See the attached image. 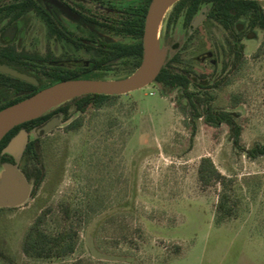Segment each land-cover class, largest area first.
<instances>
[{"label": "rangeland", "instance_id": "1", "mask_svg": "<svg viewBox=\"0 0 264 264\" xmlns=\"http://www.w3.org/2000/svg\"><path fill=\"white\" fill-rule=\"evenodd\" d=\"M260 42V34L243 41L241 69L208 92L212 109L237 115L244 149L264 143V44L254 54ZM176 102L149 85L87 109L78 130H64L65 123L45 136L42 183L24 205L0 210V264H264V156L246 158L224 124L213 136ZM201 157L231 181L234 214L218 225L220 187L198 184ZM61 206L78 229L75 252L63 260L24 256L28 228L48 211L45 229L56 232Z\"/></svg>", "mask_w": 264, "mask_h": 264}, {"label": "flooded vegetation", "instance_id": "2", "mask_svg": "<svg viewBox=\"0 0 264 264\" xmlns=\"http://www.w3.org/2000/svg\"><path fill=\"white\" fill-rule=\"evenodd\" d=\"M150 1L0 0V111L61 82L120 79L131 74L141 62L142 46L138 55L133 44ZM253 2L261 14L225 4L216 9L209 0L173 3L159 27L166 48L159 71L164 69L167 74L157 79L158 71L154 77L153 82L160 86L157 92L183 102L189 113L185 96L193 104L200 97L209 102L213 86L230 79L245 61L243 41H256L260 34L254 54L264 44V0ZM141 38L142 34L140 45ZM206 104L196 105L199 114ZM75 113L79 115L67 123ZM84 113L73 106L67 112L54 109L40 125L18 130L30 132L55 122L48 134L28 140L17 164L26 178L32 166L43 167L41 141L45 136L65 123L63 129L73 131L72 125ZM3 149L0 165L15 164L14 157L2 154Z\"/></svg>", "mask_w": 264, "mask_h": 264}, {"label": "trees", "instance_id": "3", "mask_svg": "<svg viewBox=\"0 0 264 264\" xmlns=\"http://www.w3.org/2000/svg\"><path fill=\"white\" fill-rule=\"evenodd\" d=\"M195 2L201 0H194ZM212 1L213 7L218 8L220 5L225 4L227 7H243L247 11L257 12L261 14V10L258 9L256 3L253 1H243V0H209ZM146 9V4L144 6V13ZM142 25L143 20L141 19L138 24V39L137 42L133 44L135 51L138 55L141 52L140 37L142 34ZM262 47L259 48L256 54L261 51ZM138 64V63H136ZM244 62L238 64L235 72V75L243 66ZM167 72L164 69H161L157 75V79L165 77ZM230 82V79L223 82L221 85L216 84L213 88H219L220 86L227 85ZM118 96H104V95H85L72 99L69 102L64 103L60 107L56 108L57 110H63L67 112L72 106L81 112H85L87 109L91 108L92 110H99L103 107L111 106L114 103V100ZM190 105V118L186 113V107L182 105L180 101L176 102V107L179 109L185 117L189 118L188 120H194L201 118L202 123L205 127L211 129L213 136L217 133V129L221 124H224L227 127V132L231 144L234 149L244 153L246 158L254 160L258 157L264 156V143L254 142L248 149H244L239 145V135L241 132L240 126L236 123L235 118L237 115L232 112L225 110L212 109L210 107V101L213 100V97L209 96V102L206 97L195 98V102L190 100L189 97L185 96ZM208 103V104H206ZM240 103L238 98H232V105H237ZM206 104L205 108L202 110V114H199L196 109V105L201 106ZM55 109V110H56ZM49 114V113H48ZM48 115L41 116L39 118L33 119L31 121L22 123L12 130H10L0 141V151L3 147L7 145L9 140L18 132L20 128L30 129L37 125H40ZM82 125V118L76 120L72 125L74 130H78ZM191 129L194 127L191 125ZM31 147V143L26 148V152ZM4 158L0 157V163ZM36 162L41 164L40 159L37 158ZM26 176L28 179H33L34 181V192L40 186L44 179V168L38 167L36 165L29 168L26 171ZM196 180L200 187L206 188L218 185L220 190L217 195V200L214 206V215L213 222L215 225L220 224L226 219H229L234 214L235 201L233 196L230 194L229 185L231 181L229 178L221 175L212 161L208 157H201L198 160L196 167ZM62 222L59 223L58 229L56 232H50L45 229V224L47 222L48 211L42 212L35 221L28 228L26 234L22 240V253L29 259L37 260H63L71 256L78 245L79 234L77 227L73 224L71 220L70 209L67 206H61ZM71 264H87L85 260L78 259Z\"/></svg>", "mask_w": 264, "mask_h": 264}, {"label": "water", "instance_id": "4", "mask_svg": "<svg viewBox=\"0 0 264 264\" xmlns=\"http://www.w3.org/2000/svg\"><path fill=\"white\" fill-rule=\"evenodd\" d=\"M178 0H151L143 22L141 38L142 57L139 66L128 76L120 79H78L55 84L35 95L0 111V141L14 127L44 116L66 102L85 95L120 96L153 85L164 62L165 47L159 37L163 15ZM261 1V0H249ZM71 119L67 121L69 123ZM55 126L51 121L40 128L27 132L20 130L2 150L15 159V164L0 165V209L24 205L32 192L34 182L28 181L17 166L27 145L39 135L48 134Z\"/></svg>", "mask_w": 264, "mask_h": 264}]
</instances>
